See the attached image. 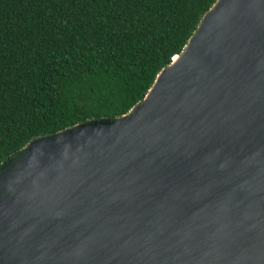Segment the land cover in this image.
I'll use <instances>...</instances> for the list:
<instances>
[{"label": "water", "instance_id": "water-1", "mask_svg": "<svg viewBox=\"0 0 264 264\" xmlns=\"http://www.w3.org/2000/svg\"><path fill=\"white\" fill-rule=\"evenodd\" d=\"M0 264H264V0H214L127 111L1 166Z\"/></svg>", "mask_w": 264, "mask_h": 264}, {"label": "trees", "instance_id": "trees-1", "mask_svg": "<svg viewBox=\"0 0 264 264\" xmlns=\"http://www.w3.org/2000/svg\"><path fill=\"white\" fill-rule=\"evenodd\" d=\"M214 0H0V167L140 100Z\"/></svg>", "mask_w": 264, "mask_h": 264}, {"label": "bare ground", "instance_id": "bare-ground-1", "mask_svg": "<svg viewBox=\"0 0 264 264\" xmlns=\"http://www.w3.org/2000/svg\"><path fill=\"white\" fill-rule=\"evenodd\" d=\"M173 58H177V56L175 55Z\"/></svg>", "mask_w": 264, "mask_h": 264}, {"label": "rangeland", "instance_id": "rangeland-1", "mask_svg": "<svg viewBox=\"0 0 264 264\" xmlns=\"http://www.w3.org/2000/svg\"><path fill=\"white\" fill-rule=\"evenodd\" d=\"M15 159H16V158H15ZM13 160H14V159H13ZM13 160H12V161H13ZM12 161H10V162H12Z\"/></svg>", "mask_w": 264, "mask_h": 264}]
</instances>
